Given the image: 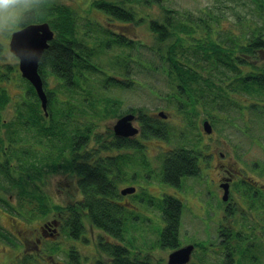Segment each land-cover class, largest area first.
<instances>
[{
  "label": "trees",
  "instance_id": "trees-1",
  "mask_svg": "<svg viewBox=\"0 0 264 264\" xmlns=\"http://www.w3.org/2000/svg\"><path fill=\"white\" fill-rule=\"evenodd\" d=\"M218 1L219 4L206 5L199 13L188 8L183 10L165 6L164 14L160 18H151L149 21V27L156 40L155 45L150 49L158 54V65L145 62L135 54L134 62L138 61L159 70L171 81L170 88L175 91L170 96L178 97L180 116L190 124L200 117L217 122L224 120L233 124L240 116L245 118L243 112L247 109L249 113L255 115V117L250 115L249 122L258 119L264 126V0H250L251 11L246 16L238 13L237 9L234 10L237 16L227 28L222 25L223 17L229 18V15L227 16L222 1ZM91 5L100 7L104 13L125 20L124 22L133 20L136 22L138 10L134 7L133 11L131 7L120 4V0H92ZM79 15L75 8L64 2L48 0L40 13L31 21H47L50 28L55 31L54 38L39 61V71L48 95V104L51 101L60 104V108L54 110L56 114L49 112L50 122L41 123L42 132L52 134L54 127L52 122L57 118L58 149L51 150L49 148L51 146L47 143L49 147L43 145L40 147V152L46 149L47 152L54 153L51 157L47 158L48 154L44 155L42 152L39 155L37 150H33V154L28 153L20 160V165L12 166V162H17V159L13 161L15 155L22 151L18 140L17 146L4 157L10 169L3 168L2 171L5 180L11 185L10 188L15 190L17 197L19 195L20 202L16 204V201L12 202L5 198L0 199V203L18 214L15 206L28 208L31 216L37 214L44 217L55 213L57 220L61 221V227L66 228L68 237L78 238L87 225L103 230L105 236L103 233L98 235L96 248L112 256L113 264H151V261L130 256L128 243L134 247V236L128 237L126 222L129 218H134V202H130L126 196L134 192L121 193L123 188L130 186V183L121 189L118 188L121 181L134 178L133 155L128 151L122 155H107L104 158V155L97 153L94 148L83 151L82 146L85 147L86 143L84 144L78 131L87 130L91 135V130L97 125V119L119 114L114 108L117 101L112 102L108 98L90 92V111L86 121L83 122L81 119L80 123L72 125V120L77 118L75 116L77 110L67 107L71 102L59 101L55 94V91L62 87L68 89L78 87L77 85L80 84L74 82L77 77L83 76L85 70H97L91 68L94 64L89 61L90 51L96 49L88 44L94 35L92 33L89 37H85L86 35L79 31L77 26ZM144 19V17L140 18V20ZM119 37V44L125 45L126 42L131 45L132 40L127 41L122 34ZM112 42L117 40L112 39ZM99 43L102 45L106 41L101 40ZM133 45L138 47L142 42L134 40ZM3 52L4 45H0V56ZM12 70H14L13 66L0 65V80L9 81ZM52 79L62 80L67 84L61 83L56 84V87H50L48 83ZM114 80L116 81L114 85L125 86L120 84L119 79L114 77ZM137 82L134 79V83ZM28 85L30 87L28 94L31 92L35 97L37 93L34 86ZM2 91L4 89L0 86V122L3 119L1 110L10 99ZM33 105L35 106V103ZM135 110H141L138 116L140 133L162 136L164 131L159 128L161 124L159 120L147 119L142 109ZM81 112L84 114L85 110L81 109ZM11 114H13L12 118L15 116V125L20 124L23 119V123L25 122L21 104L17 103L15 112ZM35 114L36 111L32 108L29 116L32 129L38 123ZM11 138L19 137L11 135ZM95 138L99 142V148L132 147L125 137L117 136L115 143L107 145L101 141V136L96 131ZM134 147L138 146L134 145ZM38 158L40 164L35 165ZM160 161L159 179L162 177L165 182L176 183L178 179L185 178L191 173V162L197 161V157L194 156L192 148L177 145L166 151L163 149L160 153ZM129 164L132 165L131 170ZM66 170H71L69 174L74 177L76 187L83 195L65 205L49 201L44 188L38 190L31 185L35 180L42 185L48 174L55 175L59 171L66 172ZM25 194H29L30 199L25 201L21 197ZM132 196L134 197V194ZM126 203L131 204L130 207L126 206ZM164 218L172 223L167 232L170 233V228L173 229V239H169L173 243L177 235L176 216L164 215ZM107 235L113 239H106ZM162 236H165V232L161 233ZM4 237L2 232V238ZM68 255L72 256L76 264L83 262L78 254ZM14 260L29 264L27 259L14 258Z\"/></svg>",
  "mask_w": 264,
  "mask_h": 264
},
{
  "label": "rangeland",
  "instance_id": "rangeland-1",
  "mask_svg": "<svg viewBox=\"0 0 264 264\" xmlns=\"http://www.w3.org/2000/svg\"><path fill=\"white\" fill-rule=\"evenodd\" d=\"M57 1L64 2L78 11L80 15L77 18V26L79 31H82V33L86 35L85 37H89L93 33L94 38L90 39L88 44L96 49L90 51L91 55L89 61H92L94 64V67L91 68H97V70H85L83 76L77 77L74 82V84H80L77 85L78 87L71 89L62 87L60 90H56L55 94L59 101L68 100L71 102V105H68L67 107H71L72 109L75 108L77 110V114L75 115L77 118L72 120V125L80 123L81 119L83 122L86 121V116L89 115L90 111V92L108 98L112 102H115V100L117 101L114 108H116V111L119 114L108 115L105 118L97 119V125L91 130L92 132H90L91 135L89 140L85 139L84 144H86L85 147L82 146V150L86 151V149L94 148L93 150H96L97 153L99 152L100 155H104V157L107 155H122L124 152L128 151L131 152V155L134 157V178L121 181L122 183L120 182L118 185L119 189L129 183L130 185L137 186L134 182H138V185L140 186L149 184L151 182L149 177H151L152 180H155L158 176L161 166L160 153L163 149H169L184 144L189 147L195 145L194 147L196 149H200L202 143L199 139L211 141L214 144L213 146H217L218 150L224 151L226 153L225 156L231 161L237 159L243 160L245 163L244 165L248 167H251L255 162L263 165L264 126L258 121V119L251 123L249 122L250 115L252 117H255V115L249 113L247 109H244L243 113L245 114V118L244 116L243 118L240 116V118H238L233 124L224 120H221L220 122L214 120L213 124H211L214 132H212V135L209 138L208 132L203 130L204 117L197 118L190 124L180 116L181 112L179 111L178 97L170 96L175 91V89L170 88L169 84L171 81L159 70L150 68L138 61L134 62L135 54L137 57L140 56L145 62L152 63L155 66L158 65V54L150 49V47L155 45L154 43L156 40L154 39L153 31L149 27V21L151 18H160L164 14L163 11H165V6L180 8L183 10L184 8H188L199 13L206 5L210 6L215 3L219 4L220 2L218 0H120V4H123L126 7H131L133 11L134 7L138 10L136 13V22H134V20L133 22H124L125 20H119L115 16L104 13V10L100 7L91 5L92 0ZM221 1L222 4L225 5L224 9L227 10V16L229 15V18L226 16L223 17L222 25L226 28L230 22L235 21L237 15L234 10L237 9L238 13L244 16L251 11V9H249L250 0ZM141 17H144L145 19L140 20ZM117 23L122 24V27L118 26ZM132 26L134 28H132ZM114 32H118L119 34L115 35ZM121 34L127 38V40H131L132 38L131 45L126 44V42L125 45L119 44V36ZM112 39L117 40V42H112ZM101 40L106 41V43L101 45V43H99ZM134 40H139L142 42V45L135 47L133 45ZM8 50L9 43H6L4 52L0 56V65L13 66L14 70L11 71L12 75L9 78V81L0 80V83L5 84L7 95L10 98L5 107L1 110L3 119L0 122V129L5 128L12 130L11 135H18L19 138H11L10 136L12 143L9 144L6 152L0 156V159L4 161L5 155H8L11 149L17 146L16 142L18 140L21 147V134L23 130L29 131L28 136L32 142L31 146L26 150V155L28 153L33 154L32 151L37 150L39 155L42 152L44 155L48 154L47 158H49L54 153L47 152L46 149L40 152V147L43 145L48 146L49 144L51 147H48L51 150L58 149L56 143L58 142L57 136L59 133L57 128L58 120L57 118L53 119L52 124L54 127L52 134L42 132L41 123L50 122V118L44 114L45 112L42 108L40 110V115L37 112L35 114L38 120V123L34 126L35 128L32 129L30 127L31 123L29 116L31 115L33 107L27 103V99L23 93V86L25 84H22L23 81L28 79L19 74L18 63L13 64L4 62L6 57L10 56ZM114 77L119 79L121 81L120 84H124L125 86L114 85L116 84ZM134 79L138 82L134 83ZM51 81L56 80L52 79ZM48 84L50 87H56V84ZM49 99H51V97ZM17 103L19 105L21 104L25 116V122L23 123V119L20 124L15 125V116L12 118L13 114L11 113L12 110L15 112V106ZM59 105L58 102H49V112L52 111L56 114L57 112L54 110L55 108L58 109ZM63 106L64 105L62 104V107ZM136 108L142 109V112L147 119H157L160 121L161 124L159 128L164 131L162 136L158 137L152 134L144 135L142 132H139L134 135V137H125L128 142L132 144V147L128 149L115 147L112 149H106L105 147L99 148V142L95 138V131L97 134H100L101 141H103L105 145L112 144V142L115 143L117 141V135L114 132L113 126L117 121L116 118L127 112H134L136 116H140L141 110H135ZM81 109L85 110L84 114H82ZM159 111H164L167 114V117H162V115L158 113ZM5 117H8V119L4 121ZM135 124L138 123L135 121ZM26 126H29L30 128H26ZM14 130H16L15 133ZM4 144L6 143H0V147ZM134 145H137L138 147H134ZM232 145L234 146L233 149L231 148ZM99 149L102 150L99 151ZM26 155H24V151H19V154L15 155L13 161H16L17 159V162L21 164L20 160L22 158L24 159ZM39 164L38 158L35 165ZM255 164L251 167L252 169H254ZM2 165L3 166L0 164V199H10L12 202L16 201V204H18L20 202V197L19 195L17 197L15 190L10 188L11 185L8 183V180H5L4 172L2 171L3 168L5 170L10 168L5 166L4 162ZM129 167L131 170L132 165L129 164ZM69 173H71V170H66V172L59 171L55 175L48 174L45 183L42 184L44 185L43 187L38 180H35L31 185L32 187L35 186L38 190L44 188L45 192L48 194L47 196H49V201L65 205L70 201L81 198L83 195L76 187L74 177ZM250 175L255 178L259 177L252 171H250ZM187 189H190V187ZM146 190H148L147 187ZM150 193L146 192L143 196L144 199H140L137 196V200H140L141 202L139 204L143 209V212L139 211L136 215L134 213V218H129L127 220L126 228L128 229V237L134 236V247L145 248L147 245L150 249L154 250V248L157 247L156 244L159 243V241H157V236L160 235L163 230L164 218L154 212L153 208H161L164 204V199L155 196L158 194L152 195L153 193ZM133 194L126 196L130 202H134ZM21 197L25 201L30 199L29 194H25ZM125 205L130 207L131 204L126 203ZM5 207L6 206H3L0 203V222L4 225L6 224L8 227H10L9 222L11 220L9 214L15 215V218L19 219L22 223L36 220V217H38L37 214L31 216V213L26 207L20 208L19 206H15V209L19 214L12 212L10 207ZM47 217L52 219L57 218V215L55 213H50ZM208 218L207 215L198 214L197 220H194V224L182 226L180 229V235L184 237L183 240L185 241V239H189L194 233L198 235L200 232H202L204 237V230L208 228L207 226L209 225ZM60 231L61 233L58 236L59 244L54 242L50 243L49 247L44 245L42 252L41 249H34L33 251L29 249L20 250L18 247H9L2 242V232L8 233V228L3 227L0 224V264H23L15 261L14 258H17V260L27 259L29 264H64V262H72V256L70 255L71 258H69V255L65 252V250L68 251V249L71 252L78 253L80 260L83 261L84 264H112L110 255L106 254L102 249L96 248V240L99 237L98 235H102V233L104 234L103 230L87 225L84 235L88 240H86L85 237L84 240H86L89 245L86 246L79 245L78 240H75L74 237H68L65 227H61ZM106 239L113 238L107 235ZM243 240H248L250 242L249 247H251L253 240L250 238H244ZM128 246L131 248L132 244L128 243ZM130 248V256H132ZM210 249H213V247L211 246ZM255 254L250 255L253 256ZM82 255L84 258H82ZM239 255L240 251L235 254L237 257ZM94 257L96 260H92ZM262 259L264 261V258ZM249 262L250 264H259L260 259H249ZM245 263L249 264L247 261H245Z\"/></svg>",
  "mask_w": 264,
  "mask_h": 264
},
{
  "label": "flooded vegetation",
  "instance_id": "flooded-vegetation-1",
  "mask_svg": "<svg viewBox=\"0 0 264 264\" xmlns=\"http://www.w3.org/2000/svg\"><path fill=\"white\" fill-rule=\"evenodd\" d=\"M117 25L122 27V24L117 23ZM132 28L134 27L132 26ZM114 33L115 35L119 34L118 32ZM18 70L19 74H21L19 65ZM49 83L67 84L62 80L51 81ZM22 84H25L23 86V93L25 94L27 103L40 115V110L43 107L37 91L35 97L32 96L31 92L28 94L30 89L28 84L33 85V83L25 80ZM0 86L4 89L2 93L7 94L5 84L0 83ZM33 103H35V106ZM13 112L14 110H12ZM45 115L49 116V110ZM7 119L8 117H5L4 121ZM208 120L213 124L214 120ZM134 121L140 124L138 116L135 120L133 119V123ZM26 128L30 127L26 126ZM78 131L83 142H85V139L89 140V131ZM11 132L12 130L9 129H0V143H6L0 147V156L6 152L9 144L12 143L10 138ZM15 132L16 130H14ZM28 132L23 130L21 134V149L24 151V155H26L28 146H31L32 143L29 139ZM212 132H214V129ZM212 132L208 133L209 138ZM115 134L122 137V135L116 132ZM199 141L202 143L200 149H196L194 147L195 145L191 147L186 144L183 145L192 148L194 150V156L197 157V161L191 162L190 168H192V171L185 178L178 179L176 183H169L161 178L159 179V176L155 180L149 177L151 182L142 186L138 185V182H134L137 186L134 185L136 188L133 191L134 209L136 208L133 213L136 215L139 211L143 212L139 204L141 202L137 200V196L140 199H144L143 196L146 192H152V195L158 194L155 196L161 197V199L163 198L164 204L161 208H153V211L163 218L164 215L176 216L175 232L177 235L174 238V242L171 243L174 231L170 228V233H168L167 229L172 223L169 219L164 218L163 230L165 229V231L162 232H165V236L161 237V234L157 236V241H159L156 244L157 247L153 250L147 245L145 248L141 247L142 249L133 246L130 248L128 246L131 249L132 257L147 262L151 261V264H246L245 261L250 264L249 259L255 258L260 259L259 264H264L262 259L264 258V163L260 165V163L255 162L257 164L254 163L255 167L252 169L251 167L254 164L248 167L244 165L243 160H229L225 156L226 153L218 150L217 146H213L214 144L211 141L204 139H199ZM233 147L232 145L231 148L233 149ZM166 150L168 149H164V151ZM3 162L5 166L8 165L7 162L0 159L1 166H3ZM11 164L12 166H17L19 163L12 162ZM250 171L259 177L255 178L251 176ZM146 187L148 190H146ZM189 187L190 189H187ZM198 214L209 217L207 219L209 220V225L204 230V237L202 232L198 235L194 233L193 236H190L189 239H185L184 241V237L180 235L181 227L187 224H194V220H197ZM9 216L11 217L9 222L10 227L0 222L3 227L8 228V233L3 232L5 237L1 238L5 245L18 247L20 250L29 249L33 251L34 249H41L42 252L44 245L49 247L50 243L55 242L59 244L58 236L61 233V221L57 220L58 217L51 219L47 216L37 215L36 220L22 223L19 219L15 218V215L9 214ZM79 237L74 238L78 240L79 245H89L86 241L88 238L84 235V232ZM84 237L86 240H84ZM244 238L253 240L251 247L254 248L249 247L250 242L248 240L244 241ZM187 246L191 247L189 259L171 263L170 253L173 250L175 251V249ZM211 246L213 249H210ZM239 251L240 255L238 257L235 256ZM65 252L67 254H78L76 252L69 253V249L68 251L65 250ZM250 254L255 255L252 256ZM110 257L111 262H113V257ZM82 258H84L83 255ZM92 260H96L95 257ZM72 262L75 261L72 260ZM72 262H64V264H76ZM81 264L84 263L81 262Z\"/></svg>",
  "mask_w": 264,
  "mask_h": 264
},
{
  "label": "water",
  "instance_id": "water-1",
  "mask_svg": "<svg viewBox=\"0 0 264 264\" xmlns=\"http://www.w3.org/2000/svg\"><path fill=\"white\" fill-rule=\"evenodd\" d=\"M50 24L47 21L42 22H31L27 24L22 30L15 32L10 39V49L16 50V53L20 56H28L29 53L23 48L27 46L28 48L35 49L40 53V59L49 46L50 41L54 38L55 32L50 28ZM40 61V60H39ZM19 68L21 70L22 76L26 77L29 81L33 83L42 103V107L45 113H48V95L44 87V81L42 75L39 71V62L36 59H24L19 63ZM162 117H167L164 111H159ZM135 119V114L128 112L119 118L114 124V130L117 134L122 136L136 135L139 132V126L133 123ZM212 123L206 119L203 122L204 130L211 133L213 130ZM135 190L134 186H128L121 190L122 194H127ZM191 247H180L173 250L170 253V262H182L189 259Z\"/></svg>",
  "mask_w": 264,
  "mask_h": 264
},
{
  "label": "clouds",
  "instance_id": "clouds-1",
  "mask_svg": "<svg viewBox=\"0 0 264 264\" xmlns=\"http://www.w3.org/2000/svg\"><path fill=\"white\" fill-rule=\"evenodd\" d=\"M48 0H0V45L10 43L12 35L22 30L43 9ZM28 56H20L16 50L9 49L4 62L20 63L24 59H36L39 62L40 53L35 49L23 47Z\"/></svg>",
  "mask_w": 264,
  "mask_h": 264
}]
</instances>
